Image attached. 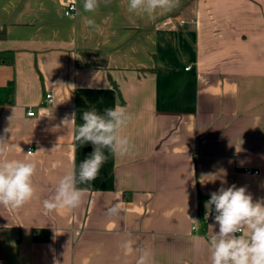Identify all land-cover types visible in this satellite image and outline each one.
<instances>
[{"label": "crops", "instance_id": "obj_1", "mask_svg": "<svg viewBox=\"0 0 264 264\" xmlns=\"http://www.w3.org/2000/svg\"><path fill=\"white\" fill-rule=\"evenodd\" d=\"M69 2L0 0V51L14 52L0 64V135L10 127V158L38 162L36 198L0 206V264H135L136 249L152 264H211L210 193L264 197V0H179L154 18L128 0L95 13L76 0L66 16ZM116 106L132 116L121 135L133 153L105 149L95 180L78 184L82 205L49 212L43 201L93 150L75 141L83 111Z\"/></svg>", "mask_w": 264, "mask_h": 264}, {"label": "clouds", "instance_id": "obj_2", "mask_svg": "<svg viewBox=\"0 0 264 264\" xmlns=\"http://www.w3.org/2000/svg\"><path fill=\"white\" fill-rule=\"evenodd\" d=\"M100 3L101 0H83V11L95 13ZM178 4L179 0H128V11L154 18L158 10L172 11ZM76 10V0H72L70 11L65 14ZM86 24L99 31L94 19L87 18ZM74 118L75 114L71 120L66 118L64 123H73ZM81 119L83 123L75 129V141L81 145L91 144L93 150L80 163L78 170L73 163L59 179L54 196L43 201V207L49 212L58 208L75 210L82 205L88 188L78 187V184L95 180L108 159L105 149L120 157L131 155L135 149L131 139L121 135L122 129L132 120L125 108H105L103 113L92 108L83 111ZM9 133L10 127H6L0 135V206L19 209L37 196L34 176L38 162L10 158L16 146L10 143ZM31 153L29 151L25 156ZM204 206L205 218L214 213V224L209 225L212 231L207 237L211 264H264V197L254 200L246 186L232 184L211 192ZM121 209L122 201L113 204L108 214L119 215ZM217 227L218 230L214 231ZM122 247L131 251V241L125 242ZM136 251L139 256L135 264H152L149 250Z\"/></svg>", "mask_w": 264, "mask_h": 264}, {"label": "built area", "instance_id": "obj_3", "mask_svg": "<svg viewBox=\"0 0 264 264\" xmlns=\"http://www.w3.org/2000/svg\"><path fill=\"white\" fill-rule=\"evenodd\" d=\"M71 4H72V0H70V2H69V4H68V7L66 8V10H65V13L66 12H69L70 11V7H71ZM76 9H77V5H76ZM77 11V10H76ZM76 11H73V12H71L69 15H66V16H73L75 13H76ZM189 69V68H188ZM47 99L49 100V101H51V95H47ZM29 116H34V113L33 112H29V114H28ZM29 151H31L32 152V149H29ZM28 151V152H29ZM246 173L247 174H258L259 172L258 171H251V170H246ZM213 215H214V213H213ZM213 215H209V217H208V221H212L213 220ZM196 228H197V226H194L193 227V229L194 230H196ZM34 236L36 237V238H38L39 237V233L38 232H36V233H34Z\"/></svg>", "mask_w": 264, "mask_h": 264}, {"label": "trees", "instance_id": "obj_4", "mask_svg": "<svg viewBox=\"0 0 264 264\" xmlns=\"http://www.w3.org/2000/svg\"><path fill=\"white\" fill-rule=\"evenodd\" d=\"M4 37V33H0V38ZM0 64L12 66L14 64V52L11 50L0 51Z\"/></svg>", "mask_w": 264, "mask_h": 264}]
</instances>
